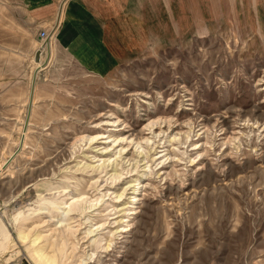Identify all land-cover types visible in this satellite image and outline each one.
Returning <instances> with one entry per match:
<instances>
[{"label": "rangeland", "instance_id": "374dc122", "mask_svg": "<svg viewBox=\"0 0 264 264\" xmlns=\"http://www.w3.org/2000/svg\"><path fill=\"white\" fill-rule=\"evenodd\" d=\"M25 3L0 0V264H264V0L151 10L116 60L53 36L28 119Z\"/></svg>", "mask_w": 264, "mask_h": 264}, {"label": "crops", "instance_id": "0c3cea01", "mask_svg": "<svg viewBox=\"0 0 264 264\" xmlns=\"http://www.w3.org/2000/svg\"><path fill=\"white\" fill-rule=\"evenodd\" d=\"M221 1L224 0H65L57 21L62 0H26L29 24L23 48L24 54H29L35 64L30 70L29 91L32 71L38 69L43 61L42 56L39 64L34 61V54L39 48L37 34L42 28L51 29L57 25L49 40L55 36L60 45L68 46L79 57L94 61H100L102 57L116 60L117 42L134 39L133 36L119 38L118 25L146 26L150 25L151 10L197 9L199 2L211 3V8L217 7L213 4ZM134 18L141 21H134ZM143 18L145 21H142ZM38 23H41L42 28L38 29Z\"/></svg>", "mask_w": 264, "mask_h": 264}, {"label": "water", "instance_id": "95a60500", "mask_svg": "<svg viewBox=\"0 0 264 264\" xmlns=\"http://www.w3.org/2000/svg\"><path fill=\"white\" fill-rule=\"evenodd\" d=\"M65 0H62L61 4L64 3ZM57 27V25L51 29V34L53 33V31L55 30V28ZM48 46H49V38H46L42 45H41V48H38L34 54V61L35 62H40V55H41V49L43 48H46L47 49V52H48ZM47 59L48 57H46V59L44 61H42L40 63V65L38 66V69L34 70L33 71V74H32V78H31V87H30V95H29V99H28V106H27V119H28V116H29V113H30V110H31V104H32V98H33V91H34V86H35V81H36V76H37V72L39 71V69L43 68L46 66L47 64ZM21 145H22V137L20 139V142H19V145L17 146V148L13 151V153L6 159V164H8L13 158L14 156L17 154V152L20 150L21 148Z\"/></svg>", "mask_w": 264, "mask_h": 264}, {"label": "built area", "instance_id": "2783aa9c", "mask_svg": "<svg viewBox=\"0 0 264 264\" xmlns=\"http://www.w3.org/2000/svg\"><path fill=\"white\" fill-rule=\"evenodd\" d=\"M51 29H52V27H51ZM51 29L42 28V29H40V30L38 31L37 36H38V39H39V41H40L39 48H41V45H42L43 41H44L46 38H50L51 35L53 34V33L51 34ZM53 32H54V31H53Z\"/></svg>", "mask_w": 264, "mask_h": 264}, {"label": "bare ground", "instance_id": "6f19581e", "mask_svg": "<svg viewBox=\"0 0 264 264\" xmlns=\"http://www.w3.org/2000/svg\"><path fill=\"white\" fill-rule=\"evenodd\" d=\"M61 8H62V4L60 5L59 11H58L57 21L59 20V16H60V13H61ZM48 49H49V46H48ZM41 53H42V49H41ZM40 59H41V55H40ZM41 62H42V61H41ZM39 63H40V62H38V64H39ZM30 87H31V84H30ZM29 95H30V91H29ZM19 137H20V136H19ZM17 142H20V140H18ZM18 145H19V143H18ZM12 153H13V152H12ZM12 153H11V154H12ZM11 154H10V155H11ZM10 155H9V156H10ZM9 156H8V157H9ZM8 157H7V158H8ZM5 163H6V159H5L2 163H0V171H1L2 167H3V165H4V166L7 165V164L5 165ZM42 263H43V262H42ZM45 264H46V263H45Z\"/></svg>", "mask_w": 264, "mask_h": 264}]
</instances>
